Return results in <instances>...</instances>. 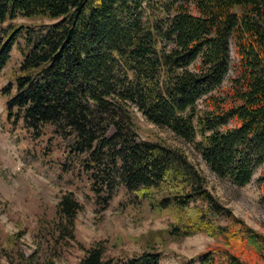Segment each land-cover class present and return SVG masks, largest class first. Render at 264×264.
<instances>
[{"label": "trees", "instance_id": "16d2710c", "mask_svg": "<svg viewBox=\"0 0 264 264\" xmlns=\"http://www.w3.org/2000/svg\"><path fill=\"white\" fill-rule=\"evenodd\" d=\"M230 45L237 60L222 87ZM13 47L20 61L1 89L6 120L34 133L48 126L62 170L83 173L104 201L119 189L131 209L171 214L159 234L216 241L185 264H264V235L208 192L180 150L138 139L130 115L133 107L189 143L218 179L242 187L259 170L264 183V0H0V73ZM258 202L264 211V189ZM79 209L63 193L36 220L31 251L17 231L0 236V257L57 264L76 249L78 264H159L149 242L121 259L105 258L101 241L77 242Z\"/></svg>", "mask_w": 264, "mask_h": 264}, {"label": "rangeland", "instance_id": "374dc122", "mask_svg": "<svg viewBox=\"0 0 264 264\" xmlns=\"http://www.w3.org/2000/svg\"><path fill=\"white\" fill-rule=\"evenodd\" d=\"M12 22L35 24L48 23V20L17 17ZM229 49V71L222 87L227 86V78L233 75L237 60L231 45ZM19 61L13 47L10 59L0 73V236L21 231V248L24 254H28L33 247L36 220L51 216L60 195L71 192L80 206L75 218L76 241L85 247L101 241L105 258L121 259L139 254L149 242L160 253L159 264H185L188 259L216 245L213 238L203 233L180 239L159 234L173 221L171 214L155 215L145 208L131 209L124 205L123 192L119 189L104 201V194L96 196L89 190L83 173L61 169L64 150L48 126H41L34 133L20 121L8 122L1 89L10 79L9 69ZM130 115L138 139L156 141L180 150L203 178L208 192L233 216L264 235V211L258 202L264 183L257 182L259 170L253 173L248 184L233 186L215 177L189 143L148 123L133 107H130ZM218 224L224 225L225 222L219 220ZM80 255L79 251L71 249L57 264H78ZM0 264H7L3 257H0ZM192 264H197L196 260Z\"/></svg>", "mask_w": 264, "mask_h": 264}]
</instances>
